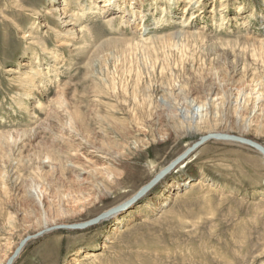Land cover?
Masks as SVG:
<instances>
[{
  "label": "rangeland",
  "instance_id": "rangeland-1",
  "mask_svg": "<svg viewBox=\"0 0 264 264\" xmlns=\"http://www.w3.org/2000/svg\"><path fill=\"white\" fill-rule=\"evenodd\" d=\"M103 1L0 0V264L27 237L13 264H264V162L231 142L57 229L201 136L264 147V0Z\"/></svg>",
  "mask_w": 264,
  "mask_h": 264
},
{
  "label": "water",
  "instance_id": "water-1",
  "mask_svg": "<svg viewBox=\"0 0 264 264\" xmlns=\"http://www.w3.org/2000/svg\"><path fill=\"white\" fill-rule=\"evenodd\" d=\"M214 140V141H223V142H233L236 144L244 145L255 152H257L260 156L264 158V148L251 140L238 137V136H232L228 134H207L202 137H200L196 142H194L187 150H185L182 154L174 158L172 161H170L163 169H161L148 183H146L143 187H141L131 198L123 202L122 204L113 207L109 209L108 211L102 213L98 217L87 221L82 224H75L70 226H58L57 229H83L88 228L90 226L96 225L104 220H107L111 216H114L121 211L129 208L131 205L139 201L142 197H144L150 190H152L158 183H160L168 174L175 171L181 163H183L188 156H190L195 150L203 146L206 142ZM30 237H27L23 239L14 253L11 255V257L7 260L6 264H12L13 260H15L19 253L21 252L22 248L25 245V242L28 241Z\"/></svg>",
  "mask_w": 264,
  "mask_h": 264
},
{
  "label": "bare ground",
  "instance_id": "bare-ground-1",
  "mask_svg": "<svg viewBox=\"0 0 264 264\" xmlns=\"http://www.w3.org/2000/svg\"><path fill=\"white\" fill-rule=\"evenodd\" d=\"M125 1H129V3L127 4L129 7H132V5H134V3H136V0H135V2L133 1V0H125ZM103 2H105V3H107L108 2V5H105V6H103L101 9H102V11L104 12V13H106V14H108V11H106L105 9L109 6V2H110V0H105V1H103ZM141 3V2H140ZM221 4H223V3H221ZM119 7V6H118ZM97 6L95 7V8H93V9H91V11L89 10V12L85 9V8H81L80 9V11H79V13H77L76 15H75V17H76V19H80V17L79 16H84V14H94V13H97ZM121 10H123L122 8H119L117 11H115V13H110V17L107 15V16H105V19L108 21V23H112L113 24V17H114V15L117 13H119ZM93 11V12H92ZM92 12V13H91ZM121 12H125V11H121ZM132 14H134V13H132ZM109 17V18H108ZM137 27H138V25H137ZM70 130H69V132L71 133L72 132V134H75L76 136H78L79 134H80V132L77 130V127L74 125V124H70ZM82 134V133H81ZM209 134H228V135H230L229 133H226V132H223V133H209ZM21 135H26V133H23V134H21ZM83 135V134H82ZM233 136V135H232ZM202 137V136H201ZM239 137H242V136H239ZM82 139H84V141H85V144L87 145V146H85V147H81L80 145H76V147L77 148H85V149H87V147L89 146V143H88V141H87V138H85V137H82ZM214 141V140H213ZM231 143H233V142H231ZM239 145V144H238ZM244 146V145H243ZM244 147H246V148H248V149H250V150H252L251 148H249V147H247V146H244ZM263 147V146H262ZM264 148V147H263ZM91 149H93V152H90V154H93V155H97V153H101V149H99V148H96V147H92ZM252 151H254V150H252ZM255 152V151H254ZM257 155H259L257 152H255ZM101 155H104V154H102L101 153ZM259 157L263 160V162H264V158L262 157V156H260L259 155ZM99 158H102L101 156L99 157ZM115 216V215H114ZM114 216H111L110 218H113ZM109 219V218H108ZM50 226H48V225H46V224H44V226L41 228V230L40 231H43V230H47L48 228H49ZM27 242V241H26ZM26 242H25V245H26ZM20 244V243H19ZM18 244V245H19ZM18 247V246H17ZM24 248V247H23ZM23 248H22V250H23ZM21 250V251H22ZM21 254V252L19 253V255ZM18 255V256H19ZM11 256H9L8 258H7V260L10 258ZM16 260V259H15ZM15 260H13V262H12V264L15 262ZM7 262V261H6ZM6 264V263H5Z\"/></svg>",
  "mask_w": 264,
  "mask_h": 264
}]
</instances>
